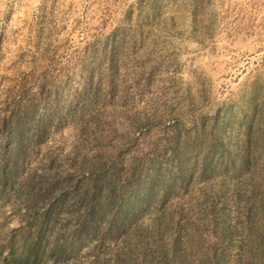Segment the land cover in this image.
I'll list each match as a JSON object with an SVG mask.
<instances>
[{
	"label": "rangeland",
	"instance_id": "rangeland-1",
	"mask_svg": "<svg viewBox=\"0 0 264 264\" xmlns=\"http://www.w3.org/2000/svg\"><path fill=\"white\" fill-rule=\"evenodd\" d=\"M5 161L0 264H264V0H0ZM92 182L113 240L74 233Z\"/></svg>",
	"mask_w": 264,
	"mask_h": 264
},
{
	"label": "trees",
	"instance_id": "trees-1",
	"mask_svg": "<svg viewBox=\"0 0 264 264\" xmlns=\"http://www.w3.org/2000/svg\"><path fill=\"white\" fill-rule=\"evenodd\" d=\"M8 168L9 162L5 161L2 168H0V181L6 176L5 173H7ZM9 173L12 172L10 171ZM107 184L100 185L97 182H92L89 188L84 190L76 189L74 197L76 201L73 203L75 209L70 214H72L71 219L76 224L74 233L77 239L86 237L90 239L113 240L109 235L113 233L112 229H114V224L118 218L116 214L112 213V210L115 203L118 202V199L115 198V189L112 187V184ZM28 187L29 195H32V191L37 188L38 195L40 196L39 200L45 206V210L38 215L33 223L37 232L35 241L31 243L29 250L36 257L42 248L41 245L45 239L47 227L51 226L50 228L52 230L55 227L56 218L53 217V211L59 208L69 207L67 204L69 191L57 183L52 184L51 187L42 182L29 183ZM52 251L54 253L61 252L58 249ZM29 261L30 256L25 259L24 264H29Z\"/></svg>",
	"mask_w": 264,
	"mask_h": 264
}]
</instances>
